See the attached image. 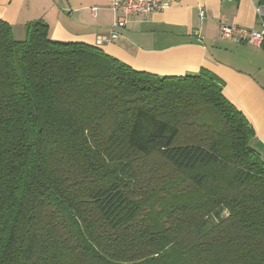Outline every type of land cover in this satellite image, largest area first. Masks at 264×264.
Wrapping results in <instances>:
<instances>
[{
    "label": "trees",
    "instance_id": "16d2710c",
    "mask_svg": "<svg viewBox=\"0 0 264 264\" xmlns=\"http://www.w3.org/2000/svg\"><path fill=\"white\" fill-rule=\"evenodd\" d=\"M255 140L205 69L0 20V264H264Z\"/></svg>",
    "mask_w": 264,
    "mask_h": 264
},
{
    "label": "crops",
    "instance_id": "0c3cea01",
    "mask_svg": "<svg viewBox=\"0 0 264 264\" xmlns=\"http://www.w3.org/2000/svg\"><path fill=\"white\" fill-rule=\"evenodd\" d=\"M0 0V20L7 22L16 40L25 38V26L36 20L49 25L54 41L99 46L108 55L136 71L158 76H184L205 69L217 76L225 97L247 118L264 160V42L260 46L222 39L220 21L231 26L261 29L262 0H180L147 18L131 17L109 36L115 13L112 0ZM98 7L97 17L91 7Z\"/></svg>",
    "mask_w": 264,
    "mask_h": 264
},
{
    "label": "built area",
    "instance_id": "2783aa9c",
    "mask_svg": "<svg viewBox=\"0 0 264 264\" xmlns=\"http://www.w3.org/2000/svg\"><path fill=\"white\" fill-rule=\"evenodd\" d=\"M180 0H112L111 11L115 13L116 19L113 22V28L109 36H102L98 38V44L107 43L118 39L119 29L127 26L131 17L137 16L147 18L155 12H161L173 7ZM233 1V0H223ZM262 6L257 10L262 16L261 29H247L239 26H231L224 21H220L219 31L222 39L234 41L241 44H253L260 46L264 42V0ZM92 16L97 17L99 8L91 9Z\"/></svg>",
    "mask_w": 264,
    "mask_h": 264
},
{
    "label": "rangeland",
    "instance_id": "374dc122",
    "mask_svg": "<svg viewBox=\"0 0 264 264\" xmlns=\"http://www.w3.org/2000/svg\"><path fill=\"white\" fill-rule=\"evenodd\" d=\"M62 2H64V0H62ZM93 3H96V0H87V2H86V5L89 7L91 4H93ZM92 8H94V6L93 7H91V9ZM98 8V7H97ZM90 9V10H91Z\"/></svg>",
    "mask_w": 264,
    "mask_h": 264
}]
</instances>
